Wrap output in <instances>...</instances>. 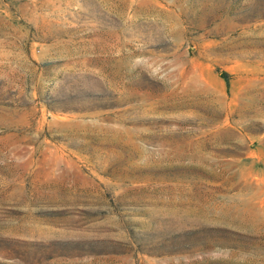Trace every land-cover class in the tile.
I'll return each instance as SVG.
<instances>
[{
    "label": "rangeland",
    "instance_id": "rangeland-1",
    "mask_svg": "<svg viewBox=\"0 0 264 264\" xmlns=\"http://www.w3.org/2000/svg\"><path fill=\"white\" fill-rule=\"evenodd\" d=\"M0 264H264V0H0Z\"/></svg>",
    "mask_w": 264,
    "mask_h": 264
},
{
    "label": "trees",
    "instance_id": "trees-1",
    "mask_svg": "<svg viewBox=\"0 0 264 264\" xmlns=\"http://www.w3.org/2000/svg\"><path fill=\"white\" fill-rule=\"evenodd\" d=\"M219 75H220L221 78L224 79L225 83L227 84L228 80H227V74H226V72L221 71Z\"/></svg>",
    "mask_w": 264,
    "mask_h": 264
}]
</instances>
